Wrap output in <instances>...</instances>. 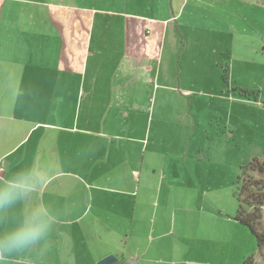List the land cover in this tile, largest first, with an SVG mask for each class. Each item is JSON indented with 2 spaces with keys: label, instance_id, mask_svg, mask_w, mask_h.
<instances>
[{
  "label": "crops",
  "instance_id": "1",
  "mask_svg": "<svg viewBox=\"0 0 264 264\" xmlns=\"http://www.w3.org/2000/svg\"><path fill=\"white\" fill-rule=\"evenodd\" d=\"M90 3L0 0V174L31 168L41 179L17 215L47 202L56 217L46 240L3 264H96L111 253L120 264H233L224 246L199 259L214 228L179 225L188 208L156 186L177 178L164 157L183 140L170 91L191 32L172 8L159 18L137 0ZM192 105L174 121L190 129L189 146L201 131Z\"/></svg>",
  "mask_w": 264,
  "mask_h": 264
},
{
  "label": "rangeland",
  "instance_id": "2",
  "mask_svg": "<svg viewBox=\"0 0 264 264\" xmlns=\"http://www.w3.org/2000/svg\"><path fill=\"white\" fill-rule=\"evenodd\" d=\"M116 1L97 0L93 6L116 10L121 8L115 6ZM137 1L141 10L148 9L159 18L166 16V7L174 9L179 23L192 36L186 38L182 54L183 82L170 91V121L183 140L164 157L177 170V178L173 182L159 178L156 186L172 191L176 206L188 208L177 213L178 222L182 217L184 222L179 225L191 229L201 222L203 227L214 228L217 240L212 245L201 242L204 251L199 259L210 258V250L224 246L234 252L233 264H242L238 257L244 251L246 257L256 252V263L264 264V249L257 253L248 228L235 220L225 224L237 209L234 190L241 166L254 156L264 157V0ZM189 101H193L189 108L197 118V132L201 130L193 135L192 146L190 129L174 123L178 113L186 116ZM184 122L189 123V117Z\"/></svg>",
  "mask_w": 264,
  "mask_h": 264
},
{
  "label": "clouds",
  "instance_id": "3",
  "mask_svg": "<svg viewBox=\"0 0 264 264\" xmlns=\"http://www.w3.org/2000/svg\"><path fill=\"white\" fill-rule=\"evenodd\" d=\"M40 179L29 167L0 174V264L42 243L56 223L47 202L37 203L26 214L17 215L19 205L37 189ZM6 221L8 226L4 227Z\"/></svg>",
  "mask_w": 264,
  "mask_h": 264
},
{
  "label": "trees",
  "instance_id": "4",
  "mask_svg": "<svg viewBox=\"0 0 264 264\" xmlns=\"http://www.w3.org/2000/svg\"><path fill=\"white\" fill-rule=\"evenodd\" d=\"M223 80L226 83V70L223 71ZM244 95H249L246 90H241ZM264 157L254 156L241 166L237 176L234 196L237 200V209L234 220L248 228L254 236L257 253L264 249ZM256 252L248 255L242 264H257Z\"/></svg>",
  "mask_w": 264,
  "mask_h": 264
},
{
  "label": "water",
  "instance_id": "5",
  "mask_svg": "<svg viewBox=\"0 0 264 264\" xmlns=\"http://www.w3.org/2000/svg\"><path fill=\"white\" fill-rule=\"evenodd\" d=\"M96 264H120L119 258L115 254H108L105 257L99 259ZM136 264V263H132Z\"/></svg>",
  "mask_w": 264,
  "mask_h": 264
},
{
  "label": "built area",
  "instance_id": "6",
  "mask_svg": "<svg viewBox=\"0 0 264 264\" xmlns=\"http://www.w3.org/2000/svg\"><path fill=\"white\" fill-rule=\"evenodd\" d=\"M123 264H130L129 262H124Z\"/></svg>",
  "mask_w": 264,
  "mask_h": 264
}]
</instances>
